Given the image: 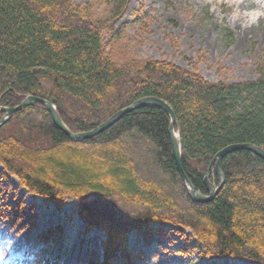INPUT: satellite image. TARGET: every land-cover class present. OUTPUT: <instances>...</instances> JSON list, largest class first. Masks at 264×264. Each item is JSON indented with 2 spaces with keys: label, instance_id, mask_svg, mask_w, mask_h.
<instances>
[{
  "label": "trees",
  "instance_id": "16d2710c",
  "mask_svg": "<svg viewBox=\"0 0 264 264\" xmlns=\"http://www.w3.org/2000/svg\"><path fill=\"white\" fill-rule=\"evenodd\" d=\"M109 1L100 11V0L83 7L71 0H0V106L43 99L79 133L137 101H163L177 120L183 172L206 195L204 177L217 153L245 144L264 150V65L256 80L208 82L196 69L139 59L122 36L125 26L116 29L129 0ZM169 122L161 109L143 107L73 143L42 106L18 112L0 128V222L17 232L35 227L33 211L7 183L11 176L57 209L75 199L85 232L105 234L102 259L91 254L84 264H135L141 255L128 252L132 232L147 242L178 237L183 258L264 264V161L247 151L229 154L220 166L222 189L197 204L177 172ZM209 181L219 186L215 171ZM33 256L36 264H54Z\"/></svg>",
  "mask_w": 264,
  "mask_h": 264
},
{
  "label": "rangeland",
  "instance_id": "374dc122",
  "mask_svg": "<svg viewBox=\"0 0 264 264\" xmlns=\"http://www.w3.org/2000/svg\"><path fill=\"white\" fill-rule=\"evenodd\" d=\"M87 1L92 0H71L81 7ZM100 2V11L109 9V0ZM256 5L257 0H129L124 19L116 29L125 26L122 36L129 39V49L139 59L165 60L183 70L196 69L208 82L251 81L258 79V69L264 65V18L245 25L243 17L233 22L230 13L237 7L244 10ZM58 154L65 153L61 150ZM7 183L16 190V201L33 211L35 222L30 233L17 232L7 221L0 222V230L8 232L18 248L54 264H84L91 254L102 259L105 234L96 229L85 232L76 214L75 199L57 209L20 188L16 178L8 177ZM43 233H51L49 241L41 240ZM180 246L178 237L153 236L147 242L135 232L127 243L133 258L141 255L135 264H210L206 259L177 255ZM115 264L123 263L119 259ZM215 264L256 263L223 259Z\"/></svg>",
  "mask_w": 264,
  "mask_h": 264
},
{
  "label": "water",
  "instance_id": "95a60500",
  "mask_svg": "<svg viewBox=\"0 0 264 264\" xmlns=\"http://www.w3.org/2000/svg\"><path fill=\"white\" fill-rule=\"evenodd\" d=\"M34 105H40L44 107L45 111L50 115L53 124L62 131L71 141L73 142H82L84 140H88L90 138H93L100 133L108 130L111 126H113L115 123H117L119 120L123 118L124 115L137 110L139 108L143 107H155L159 108L162 111H164L168 117H169V129L168 134L171 142V153L172 157L175 162V166L177 169L178 174L180 175L183 183L185 184L187 193L189 197L197 204H207L211 202L216 195L219 193V191L223 187L224 178L223 174L221 172L220 166L223 161V159L228 156L229 154H232L237 151H247L255 155L256 157L260 158L262 161H264V150L250 144L245 145H231L229 147L224 148L221 150L215 158L211 161L210 166L208 168V171L204 177V185L206 188L207 194L204 195L201 192L196 191L191 184L189 183L187 177L185 176L183 169H182V147H181V137H180V131L178 128L177 120L175 118V115L171 108L163 101L154 99V98H146L140 101H137L130 105L129 107H126L124 109H121L117 113H115L112 117H110L106 122H104L102 125H99L97 128L85 132V133H71L68 128L65 126L63 121L61 120L57 108L52 105L51 103L41 100L39 98L34 97H26L20 105H18L15 108L11 109H5L0 107V115H3V117L0 119V127L5 124L10 118H12L16 113L24 110L27 107L34 106ZM215 171L218 180H219V186H214L212 183H210L209 178L212 172Z\"/></svg>",
  "mask_w": 264,
  "mask_h": 264
},
{
  "label": "clouds",
  "instance_id": "9594fccd",
  "mask_svg": "<svg viewBox=\"0 0 264 264\" xmlns=\"http://www.w3.org/2000/svg\"><path fill=\"white\" fill-rule=\"evenodd\" d=\"M242 17L245 25H254L264 18V0H257L256 7L244 10L237 7L230 13L233 22ZM0 264H36V258L18 248L8 232L0 230Z\"/></svg>",
  "mask_w": 264,
  "mask_h": 264
},
{
  "label": "bare ground",
  "instance_id": "6f19581e",
  "mask_svg": "<svg viewBox=\"0 0 264 264\" xmlns=\"http://www.w3.org/2000/svg\"><path fill=\"white\" fill-rule=\"evenodd\" d=\"M35 98V97H34ZM40 99V98H39ZM41 100H43V99H41ZM45 101V100H44ZM48 102V101H47ZM50 103V102H49ZM52 104V103H51ZM52 105H54V104H52ZM35 106V105H34ZM40 106V105H39ZM55 106V105H54ZM1 107V106H0ZM17 107V106H16ZM31 107V106H30ZM56 107V106H55ZM1 108H5V109H11V108H9V107H1ZM15 108V107H14ZM44 108V107H43ZM26 109V108H25ZM58 112V111H57ZM11 119V118H10ZM9 119V120H10ZM62 120V119H61ZM106 122V121H105ZM103 124V123H102ZM101 124V125H102ZM79 133H85V132H79ZM94 138V137H93ZM90 139H92V138H90ZM90 139H88V140H90ZM88 140H84V141H88ZM71 141V140H70ZM84 141H82V142H84ZM71 142H73V141H71ZM82 142H78V143H82ZM75 143V142H74ZM10 177V176H9ZM186 188V187H185ZM36 196V195H35ZM38 197V196H37ZM73 199V198H72ZM76 201V200H75ZM67 210V209H66ZM79 219V218H78ZM80 228H81V230L83 229V225L82 224H80Z\"/></svg>",
  "mask_w": 264,
  "mask_h": 264
}]
</instances>
